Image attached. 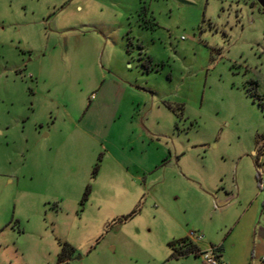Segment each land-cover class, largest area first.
Wrapping results in <instances>:
<instances>
[{
    "label": "rangeland",
    "instance_id": "rangeland-1",
    "mask_svg": "<svg viewBox=\"0 0 264 264\" xmlns=\"http://www.w3.org/2000/svg\"><path fill=\"white\" fill-rule=\"evenodd\" d=\"M256 173L255 0H0V264H56L64 244L69 264H164L188 231L219 238V188L252 197Z\"/></svg>",
    "mask_w": 264,
    "mask_h": 264
},
{
    "label": "crops",
    "instance_id": "crops-1",
    "mask_svg": "<svg viewBox=\"0 0 264 264\" xmlns=\"http://www.w3.org/2000/svg\"><path fill=\"white\" fill-rule=\"evenodd\" d=\"M221 3L220 8L223 9L224 2ZM259 10L264 11L260 7ZM108 77L114 85H119L122 94L130 87V85L119 82L111 75ZM93 101L94 98L90 100V104ZM99 104V101L94 104L96 109L100 108ZM119 106L120 103L117 102L116 110H119ZM127 120L131 124V128L135 130L133 133L137 132V139L144 140L145 137L149 136L138 122L134 120L132 114ZM147 170V168L146 170L143 169V173L148 172ZM259 172L261 173V171ZM261 177L262 175L259 174V183L255 178L257 189L252 197H248V191L245 188L248 186L244 182L237 180V178L232 184H229V187L226 185L220 187L219 189L224 190L225 194L224 196H216L215 202L218 201L220 205L216 209H212L215 218L219 219L220 222L219 229H217L220 237L211 236L213 231L205 228H199L201 232L196 231V233L188 231L185 233V237L168 243L167 246L170 252L167 254L168 258L164 264L181 257L185 258L184 264H193L188 261L189 256L198 261L200 259L201 262L197 264H203L202 259L195 252H201L210 247L217 249L218 257L223 264H264V181H262ZM199 236L202 237V240L196 242L194 238ZM183 239L186 240L185 244L180 243ZM185 245L193 247L195 249L194 253L178 255Z\"/></svg>",
    "mask_w": 264,
    "mask_h": 264
},
{
    "label": "trees",
    "instance_id": "trees-1",
    "mask_svg": "<svg viewBox=\"0 0 264 264\" xmlns=\"http://www.w3.org/2000/svg\"><path fill=\"white\" fill-rule=\"evenodd\" d=\"M255 178L259 183L260 182L259 174L256 173ZM129 218H130V216H128L127 218H124L123 220L129 219ZM180 243L185 244L186 240L183 239L180 241ZM171 245H173V244H171ZM194 251H195V249L193 247L185 245L184 249H181L180 252L178 253V255H188L190 253H194ZM72 255H73V250L67 244H64L60 254L57 257L56 264H69L68 262L71 259Z\"/></svg>",
    "mask_w": 264,
    "mask_h": 264
},
{
    "label": "built area",
    "instance_id": "built-area-1",
    "mask_svg": "<svg viewBox=\"0 0 264 264\" xmlns=\"http://www.w3.org/2000/svg\"><path fill=\"white\" fill-rule=\"evenodd\" d=\"M201 239V236L194 238L196 242L200 241ZM195 254L202 259L203 264H223L220 262L216 248L210 247L201 252L196 251Z\"/></svg>",
    "mask_w": 264,
    "mask_h": 264
},
{
    "label": "water",
    "instance_id": "water-1",
    "mask_svg": "<svg viewBox=\"0 0 264 264\" xmlns=\"http://www.w3.org/2000/svg\"><path fill=\"white\" fill-rule=\"evenodd\" d=\"M255 1H256L257 5H258L260 8L264 9V0H255Z\"/></svg>",
    "mask_w": 264,
    "mask_h": 264
}]
</instances>
